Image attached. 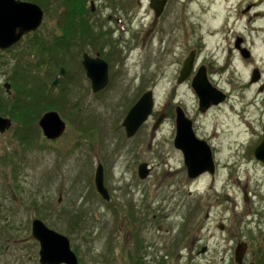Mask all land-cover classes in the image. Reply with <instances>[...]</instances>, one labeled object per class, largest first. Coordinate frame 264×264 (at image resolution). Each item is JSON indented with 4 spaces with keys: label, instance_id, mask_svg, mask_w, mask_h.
Here are the masks:
<instances>
[{
    "label": "rangeland",
    "instance_id": "374dc122",
    "mask_svg": "<svg viewBox=\"0 0 264 264\" xmlns=\"http://www.w3.org/2000/svg\"><path fill=\"white\" fill-rule=\"evenodd\" d=\"M80 1L41 0V27L0 49L4 96L6 82L8 96H18L11 75L23 54L20 66L43 79L47 93L27 126L10 116L12 104L0 108L14 120L0 133V264H41L36 218L69 238L80 264H238L242 241L245 262L264 264V163L254 157L264 139V0H169L157 18L150 0H82V9ZM76 10L77 43L67 52L50 49L64 32V14ZM193 51L196 69L179 83ZM84 53L109 64L110 82L99 93L82 65ZM52 56L63 65L50 69ZM202 65L229 96L207 112L192 87ZM61 67L67 73L54 87ZM256 69L262 78L251 83ZM148 90L154 111L128 137L124 118ZM178 106L212 146L215 174L189 178L174 145ZM50 110L67 123L53 141L38 125ZM143 162L151 169L144 179ZM99 163L109 201L96 189Z\"/></svg>",
    "mask_w": 264,
    "mask_h": 264
},
{
    "label": "water",
    "instance_id": "95a60500",
    "mask_svg": "<svg viewBox=\"0 0 264 264\" xmlns=\"http://www.w3.org/2000/svg\"><path fill=\"white\" fill-rule=\"evenodd\" d=\"M167 3L168 0H150V7L154 10L156 17L162 15ZM44 15V9L36 2L0 0V49H11L25 35L37 31L43 23ZM242 54L245 58L250 57L248 50H242ZM195 59L196 52H192L184 61L178 79L179 83L184 82L192 75ZM82 64L88 78L91 80L94 93H98L107 87L110 78L109 64L106 60L101 57H92L85 53ZM66 73V69L62 67L56 75L52 86H56L59 83L60 76H65ZM260 79V70L256 69L252 75V82H258ZM11 86L9 82L4 83V87L9 94L11 93ZM192 86L199 97V108L202 112H206L211 106L218 105L227 98L223 91L211 83L205 66L199 68L192 80ZM154 106V92L148 90L142 94L124 118L123 126L128 137L136 135L141 126L149 119ZM12 126V118L0 114V133L7 132ZM39 126L47 139L55 140L63 136L67 124L58 111L50 110L42 115L39 120ZM176 127L174 145L183 153L188 176L196 178L206 172L214 174L216 163L212 147L206 140L197 136L193 121L181 107L177 108ZM254 156L264 163V139L255 148ZM150 172L151 169L146 162L139 165L138 174L142 179L146 178ZM95 184L102 198L109 201L111 195L105 185V169L102 163L97 165ZM32 234L40 243L39 255L41 264H79L78 256L73 251L69 238L50 228L41 219H34ZM247 249L248 244L245 241L238 244L235 251V260L238 264H244Z\"/></svg>",
    "mask_w": 264,
    "mask_h": 264
},
{
    "label": "trees",
    "instance_id": "16d2710c",
    "mask_svg": "<svg viewBox=\"0 0 264 264\" xmlns=\"http://www.w3.org/2000/svg\"><path fill=\"white\" fill-rule=\"evenodd\" d=\"M28 1H33L37 3L41 2V0H28ZM81 2L82 0L80 1V5H81ZM76 3L78 4V0H76ZM78 7L82 9V5ZM67 13L64 14L63 16L64 18L63 31L64 32L62 33V35L55 37V39L53 40L51 44L50 49L64 50L65 52H67L68 50L71 49V47L74 46V44L77 43V42H74L76 38V33H77V31L75 30L77 20L74 19L75 17L74 15H76L77 10L74 12L68 11ZM46 48H47V45H46ZM26 56L27 54H23L21 57H16V59L18 60L17 67L13 70L12 75H11L14 81V87H15V90L18 96L15 99H11L12 97H9L8 95L4 96V93L2 94L0 92V108H2L3 106H8L9 104H12V107L9 109L10 116H12L16 121H18V123L24 122L22 123L24 126L28 125L26 122L28 121L31 122L32 120L37 119L33 117L34 115H36V117L40 115L39 108L42 105V98L45 97L47 94L45 92L46 84L43 83L44 80L38 78L34 73L27 74V71H24L23 66H20V64H22V62L27 58ZM26 65L29 66L28 63ZM55 65H58V66L63 65V63L59 64L57 58L54 59V57L52 56L50 60V69L52 68V66H55ZM29 82H31L32 84L31 88H28ZM26 100H29V101L26 102ZM45 100L46 102L43 104L44 106H48L50 102L47 101V99ZM32 112H35V114L32 115Z\"/></svg>",
    "mask_w": 264,
    "mask_h": 264
},
{
    "label": "flooded vegetation",
    "instance_id": "af4514ba",
    "mask_svg": "<svg viewBox=\"0 0 264 264\" xmlns=\"http://www.w3.org/2000/svg\"><path fill=\"white\" fill-rule=\"evenodd\" d=\"M84 54H85V53H84ZM89 55H90V54H89ZM83 56H84V55H83ZM91 56H92V55H91ZM97 56H98V55H97ZM97 56H95V57H97ZM92 57H94V56H92ZM82 65H83V64H82ZM83 67H84V66H83ZM84 69H85V68H84ZM207 70H208V68H207ZM86 74H87V73H86ZM87 77H88V76H87ZM88 79H89V78H88ZM89 80H90V79H89ZM54 87H55V86H54ZM91 88H92V85H91ZM103 90H104V89H103ZM103 90H101V91H103ZM92 91H93V90H92ZM101 91H100V92H101ZM93 93H94V92H93ZM98 93H99V92H98ZM228 97H229V96H228ZM228 99H229V98H227V100H228ZM10 130H11V129H10ZM10 130H8V131H10ZM8 131H7V132H8ZM5 133H6V132H5ZM2 134H4V133H2ZM207 174H209V173H207ZM247 251H248V250H247ZM246 256H248V253H246ZM246 256H245V257H246ZM255 259H257V258H255ZM244 263H245V264H252V263H254V264H258V260L253 261V262L251 261L250 263H248V258H247V261H246V262H245V259H244Z\"/></svg>",
    "mask_w": 264,
    "mask_h": 264
}]
</instances>
